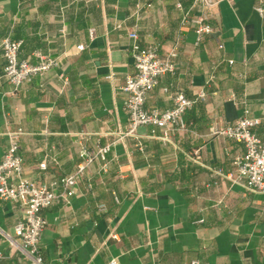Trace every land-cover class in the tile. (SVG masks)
<instances>
[{
	"label": "crops",
	"instance_id": "0c3cea01",
	"mask_svg": "<svg viewBox=\"0 0 264 264\" xmlns=\"http://www.w3.org/2000/svg\"><path fill=\"white\" fill-rule=\"evenodd\" d=\"M260 1L219 0L212 32L197 42L181 23L193 0H0V45L10 37L23 42L22 59L36 63L40 52L61 62L13 92L0 50V161L8 133L19 130L24 176L37 183L72 174L83 147H111L75 196L43 211L45 264H264V192L227 176L245 149L213 133L247 114L261 119L255 131L264 135ZM132 31L162 56L179 42L175 73L160 78L146 109H170L175 91L205 94L169 142L150 126L128 133L122 87L135 72ZM22 214L0 201V264H27L6 237Z\"/></svg>",
	"mask_w": 264,
	"mask_h": 264
},
{
	"label": "built area",
	"instance_id": "2783aa9c",
	"mask_svg": "<svg viewBox=\"0 0 264 264\" xmlns=\"http://www.w3.org/2000/svg\"><path fill=\"white\" fill-rule=\"evenodd\" d=\"M219 0H193L192 7L183 13L182 25H191L197 36V42L212 32L210 20L214 18L212 10L217 7ZM180 7V5H178ZM196 11L197 15H192ZM255 11L262 16L264 1H260ZM92 32V31H91ZM134 41L132 47L134 60V74L125 78L122 91L126 94L124 110L129 119L128 133L135 135L138 129L150 126L161 132L160 139L169 142L178 133L187 130L186 113L199 99H203V92L197 98L190 99L182 91H175L172 95L173 106L167 110L145 108V102L150 91L159 83L161 77L174 74L176 65L174 59L178 54L179 42L175 43L171 51L162 56L157 46L141 47L136 31L130 33ZM22 41L7 37L2 40L0 50L5 60L4 77L13 88L18 91L33 78L60 66L58 57L35 53L37 62L21 58ZM79 51L83 45L77 47ZM164 92L169 93L165 88ZM262 121L247 114L213 133L227 137L244 146V153L234 161V174L227 175L234 183H239L250 192H264V135L258 136L255 129ZM22 131L8 133L9 147L0 161V201L17 203L22 209V217L14 227V237L6 236L11 247L15 248L26 260L27 264H45L41 251V238L47 222L43 211L59 201L67 202L76 195L78 184L85 177L89 167L96 161L105 162L110 152V145L99 147L95 151L83 147L81 162L76 170L59 180L37 183L24 176V165L19 154V137ZM41 169H46L42 164ZM217 175L224 173L216 171ZM90 188L91 185L88 184ZM102 210H104L102 208ZM203 221H197L201 224ZM115 237V236H114ZM110 264H117L111 261ZM191 264H198L197 261Z\"/></svg>",
	"mask_w": 264,
	"mask_h": 264
}]
</instances>
